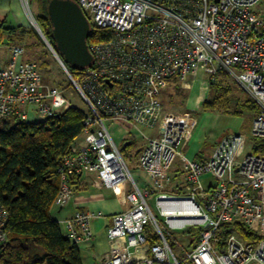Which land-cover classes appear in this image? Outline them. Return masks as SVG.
Segmentation results:
<instances>
[{"label":"built area","instance_id":"built-area-1","mask_svg":"<svg viewBox=\"0 0 264 264\" xmlns=\"http://www.w3.org/2000/svg\"><path fill=\"white\" fill-rule=\"evenodd\" d=\"M92 29L109 32L108 39L88 44L93 57L79 81L70 74L57 50L34 18L30 0H20L31 24L67 74L87 108L82 141L71 145L57 173L60 179L53 206L65 207L73 198L72 179L84 171L102 188L123 189L130 207L113 217L107 230L109 252L99 264H181L172 244L177 231L199 228V242L182 248L188 264H264V0H74ZM2 23L0 22V47ZM6 67H0V122L43 120L70 108L64 92L45 83L36 64L23 61L25 48L5 46ZM230 77L257 106L250 135L255 154L244 155L247 134L224 137L205 162L184 154L197 125L195 117L165 111L162 92L172 81L188 88L207 77ZM201 86V85H200ZM108 123L152 130L142 134L146 146L139 162L151 181L140 188L115 141ZM180 159L186 174L181 193L168 190L169 174ZM240 159V160H239ZM211 176L215 184L203 183ZM100 215L77 211L63 222L77 245L93 236ZM8 213L0 203V252L7 242ZM241 222L257 228L256 244L230 233L219 246V228ZM157 242L148 249L150 237Z\"/></svg>","mask_w":264,"mask_h":264},{"label":"trees","instance_id":"trees-1","mask_svg":"<svg viewBox=\"0 0 264 264\" xmlns=\"http://www.w3.org/2000/svg\"><path fill=\"white\" fill-rule=\"evenodd\" d=\"M34 1L39 6L36 22L55 48L47 10L51 0ZM109 36V32L94 28L88 44ZM65 65L73 78L79 81L84 70L66 62ZM212 91L215 96L213 102L204 103L203 107L213 110L226 105L231 88L220 81L212 85ZM84 118V111L70 107L43 120L21 121L11 116L0 122V203L8 213L7 242L1 248L0 264H82L78 245L64 235L61 224L52 219L51 209L60 185L58 166L82 134ZM132 145H135V140L128 136L120 148L124 157ZM199 231L196 227L189 231L191 238L187 249L198 244ZM232 232L252 244L260 239L257 228L249 229L237 221L224 223L218 231L219 246L225 244ZM157 241L156 237H150L142 248L148 249Z\"/></svg>","mask_w":264,"mask_h":264},{"label":"crops","instance_id":"crops-1","mask_svg":"<svg viewBox=\"0 0 264 264\" xmlns=\"http://www.w3.org/2000/svg\"><path fill=\"white\" fill-rule=\"evenodd\" d=\"M0 22L2 23L0 67H6L7 60L10 55L8 49L5 47L8 44L3 43V32L5 31V33L10 35V40L15 38L17 42L25 41L24 32L30 28V20L23 10L20 0H0ZM9 43L18 44L16 42ZM25 54L23 56V61L26 63H33L26 59ZM217 79H219V76ZM242 92L248 99H233L232 97H228V105L217 106L213 110H204L203 113L198 116L197 125L193 130L191 139L184 147V154L187 158L195 162L207 161L211 157L219 142L224 137L228 136V133L218 137L214 131L208 132V126L214 118L213 114H215L216 118H218L221 114L242 116L245 111L249 112V119L251 120V123L248 133H250L252 121L256 115L257 108H254V106L251 105L252 103L249 96L243 90ZM119 126L123 131L121 145L128 136H131L133 139L141 138L142 143L138 147L137 152H135L131 159L126 161L133 171L139 187L145 188L151 186L150 179L140 166L139 157L146 146V140L142 137V134L145 133L147 135H153L156 132L146 129H136L134 134H130L125 127L121 125ZM248 133L242 132L241 134ZM203 138H205V141L202 142L203 144L201 143V145H199ZM193 139L195 141H193ZM195 143L196 145H194ZM169 174L172 178V184L169 185L168 190L173 193H181L185 186L186 174L183 170L182 161L180 159L174 163ZM202 180L203 183L208 186L215 184V180L211 176H204ZM72 189L74 191V196L65 207H52V219L61 224L64 235H67L63 222L71 218L77 211H92L99 214L100 217L94 219L92 223V238L84 240L78 244L82 264H99L100 260L109 252L110 249L107 238V230L112 225L113 217L126 211L130 207L129 202L126 199V195L130 191L131 186L126 185L123 189L102 188L98 185L95 175L84 171L82 174H79L77 177L72 179Z\"/></svg>","mask_w":264,"mask_h":264},{"label":"rangeland","instance_id":"rangeland-1","mask_svg":"<svg viewBox=\"0 0 264 264\" xmlns=\"http://www.w3.org/2000/svg\"><path fill=\"white\" fill-rule=\"evenodd\" d=\"M30 8L34 18L36 19L39 14V6L37 2L34 0H30ZM254 9L264 10V1L261 4L255 6ZM29 27L30 28H28L24 32L25 41L17 42L15 38L10 40V35L8 33H5L4 31L2 34L4 36L3 43L12 44L9 42H16L23 46L26 50V59L36 64L38 70L42 73L44 77L45 83L49 86H55L61 89L64 94L68 97V100L72 105L70 107H77L84 111V113H86L87 108L84 105L82 99L75 91V88L68 79L67 74L61 68L60 64L55 59L50 49L44 43V41L42 40L34 26L31 24V22ZM199 80L201 81V86L199 84H196L193 88H188L187 82H170L161 95V100L164 105L165 111L175 116L195 117L198 120V116L203 113L204 110H209L204 108L203 105L207 103H212L215 98L213 94L214 92L212 91V85L220 83V81H223L224 85H227L231 88V91L229 92L227 98L232 97L233 99H248L247 96L242 92V90L237 86V84L230 77H228L227 74H219V79H217L212 84L209 83L207 77H201ZM226 105H228V103H226ZM249 115L250 113L246 111L242 116L221 114L218 118H216V115L213 114L214 118L208 126V132L214 131L218 135V137L223 136L225 133H228L227 135L241 134L242 132L248 133L251 123ZM108 126L113 134L115 141L119 144L121 148V142L123 137L122 128H120L119 125L112 123H108ZM82 137L80 135L77 139V142H81ZM247 137L248 142L245 147L244 155L257 153L255 151L257 141L250 135V133L247 134ZM134 140L136 142L135 145L130 146L124 153L125 158H127L126 160L131 159V157L134 156L135 152H137L138 150V147L142 143L141 138H135ZM193 141L195 140L193 139ZM204 141L205 138L200 141L199 145H201V143ZM194 145H196V143ZM178 160L179 159H177L176 161ZM190 230H192V227H189L185 231H177L173 233V237L179 242V245L172 244V249L174 250L178 260L182 262H184L182 248L190 246L189 243L191 237L188 234ZM184 264H187V262H184Z\"/></svg>","mask_w":264,"mask_h":264},{"label":"water","instance_id":"water-1","mask_svg":"<svg viewBox=\"0 0 264 264\" xmlns=\"http://www.w3.org/2000/svg\"><path fill=\"white\" fill-rule=\"evenodd\" d=\"M47 10L55 49L63 63L79 70L91 67L93 57L88 39L92 28L78 3L73 0H51Z\"/></svg>","mask_w":264,"mask_h":264}]
</instances>
